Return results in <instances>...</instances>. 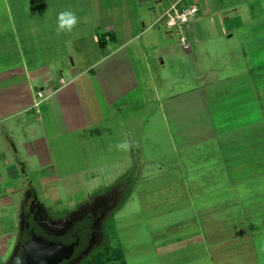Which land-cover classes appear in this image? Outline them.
Segmentation results:
<instances>
[{
  "label": "rangeland",
  "instance_id": "374dc122",
  "mask_svg": "<svg viewBox=\"0 0 264 264\" xmlns=\"http://www.w3.org/2000/svg\"><path fill=\"white\" fill-rule=\"evenodd\" d=\"M85 2L0 0V73L23 63L52 62L56 58L47 57L62 54L59 45L80 38L83 42H72L83 47L78 65L88 66L96 56L91 48L95 33L93 11L82 10ZM174 2L150 0L139 10L152 20L139 43L145 53L155 54L150 69L159 97L150 94L152 102L141 110L144 119L131 126L130 138L120 126L113 131L100 125L101 130L92 128L76 139L61 134L54 114H47L53 160L47 171L66 177L56 183L59 200L49 201L46 187L47 205L56 210L53 215L62 216L124 183L126 198L104 228L105 240L123 252L120 264H264V50L259 49L264 43V0H184V5H196L200 11L183 30L191 38L192 54L182 49L178 31L158 21ZM77 6L82 11L75 10ZM63 10L73 11L79 22L72 32L58 35L57 15ZM117 12L126 14L123 6ZM47 44H55V50L48 52ZM75 60L68 59L64 76H69ZM172 94L171 104L167 97ZM36 102L41 116L42 99ZM34 116L0 123V158L9 152L12 160L18 159L14 151L24 148L29 125L35 135L42 133L44 127L32 120ZM128 138L129 150H117L115 146ZM21 158L8 169L2 165L6 159L0 160V172L13 179L20 192L28 179L35 181L37 172ZM22 166L27 167L28 179ZM0 187L1 199L11 196L7 180ZM14 194L15 200L21 198ZM199 204L209 205L210 211L198 210ZM11 212L0 207L2 216ZM203 214L215 232H209L210 226L197 227L194 215Z\"/></svg>",
  "mask_w": 264,
  "mask_h": 264
},
{
  "label": "crops",
  "instance_id": "0c3cea01",
  "mask_svg": "<svg viewBox=\"0 0 264 264\" xmlns=\"http://www.w3.org/2000/svg\"><path fill=\"white\" fill-rule=\"evenodd\" d=\"M86 1V5L82 10L91 9L94 14L92 22H94L95 34L93 39H95V45L92 44L91 48L96 55L88 66L78 65L77 59L84 58L83 47L77 44L73 45V43L74 41L83 42V39L80 38L73 41H64L63 45L57 47L63 49L62 54L56 53L54 56L49 54L47 57V59L56 58L57 60L47 61L44 65L40 64V61H35L34 64L23 63L0 73V123L4 120H15L13 123L20 122L19 118L25 114L34 113L35 118L33 117L32 120L36 123H42L44 127L40 135H35V128H31L33 124L29 125L26 128L28 135L24 137L23 141L24 148L22 150L17 148L14 151V155H17L18 159L14 157L15 160H12L8 154L9 152H6L0 158L1 161L3 158L7 161L6 164L2 163V165H5L6 168H13L15 161H20V153L23 152L30 159L25 161L21 158L24 166H26L27 162L30 169L37 171L35 173V181L31 182L28 179L27 167L22 166V169L26 171L25 177L28 179L27 181L33 185H35L34 182H37V185L45 187V189L49 187L50 198L53 202L59 200V191L56 188V183L64 181L66 177L61 178L59 174L47 171L48 167L53 163L49 140L47 139V114H54L61 134L75 136L76 139L82 137L83 133L88 132L87 130L92 128L101 130L100 125H102L103 130L108 127L112 128L113 131L116 126H120L121 133L124 136L126 133V137L129 135L130 138L131 133L129 134V131L134 130V127L131 128V126L135 123H140L144 119L140 118V115H142L141 110L145 111L144 107L146 108L152 102L150 101L152 99L150 94L153 93L157 100L159 97L158 89L154 83L155 76L150 69L151 57L155 54L151 53L149 55L145 53V49L139 43L140 37L145 35L152 25V23L150 24L151 18L146 19L148 15L140 13L139 10L140 7L146 6V3L150 0H124L125 2L123 3L118 0ZM183 2L184 0H175L172 5L178 3L180 6L185 7L186 5ZM121 6L126 11L123 17L117 12V9L120 10ZM75 10H81V8L77 6ZM141 15L144 16L141 17ZM81 16L83 21H85L84 15L82 14ZM119 16L122 18L121 20L118 19ZM162 17L158 21H162ZM86 20L89 21L87 18ZM106 33H110L111 36L106 38L104 45L100 44V36ZM49 36L47 35V43ZM229 36L230 38L232 37V35ZM187 39L190 49L184 51L192 54V41L190 37H187ZM54 46L55 44H47V51L55 50L56 47ZM259 47H261L259 49L264 50V43L262 42V46ZM84 50H87V48ZM69 58L74 60L76 58V60L74 65L67 70L69 76H64L66 69L64 67ZM161 59V65L164 66L166 63L163 58ZM56 73H61V77H55ZM162 78L164 77L162 76ZM40 82L43 85L41 88L43 90L35 86L36 83ZM161 82L164 86L169 87V83H167L165 78ZM36 87L39 92L43 93L41 98L44 106L43 114L41 112L42 117L37 115L38 109L34 106L35 103H39L36 102L37 98H40L35 95L34 89ZM45 89H47V97L44 96L43 91ZM167 98L172 100L170 101L172 104L174 95L172 94ZM138 118L141 119L140 122H138ZM123 121H126L125 125H122ZM140 133L141 131L135 134L139 137L141 136ZM129 138L126 141L130 145ZM35 166L39 168L35 169ZM146 172H142L143 177L149 176V173ZM10 174V177H12L13 174ZM8 179L7 174L1 170L0 182L5 184ZM126 195L125 192L124 200ZM196 208L205 212V214L210 211L209 205L199 204ZM215 211L218 212L217 207ZM205 214L194 215V217L198 216L197 227L205 229L210 226L209 232H215L213 228L212 231L210 229L212 224L203 220L206 219ZM220 224L223 227V222L220 221ZM221 227L219 226V233L223 234L225 229ZM207 255L210 258L208 251Z\"/></svg>",
  "mask_w": 264,
  "mask_h": 264
},
{
  "label": "flooded vegetation",
  "instance_id": "af4514ba",
  "mask_svg": "<svg viewBox=\"0 0 264 264\" xmlns=\"http://www.w3.org/2000/svg\"><path fill=\"white\" fill-rule=\"evenodd\" d=\"M13 182V179L7 180L11 196H7L5 199L0 198V207L12 210L11 214L13 215H0V219L4 220L3 225L0 224V264H19L25 255V246L29 245L34 237L40 238L44 243L54 242L64 246L77 243L72 257L61 263L77 264V259L87 250L93 236H96V244L92 250L105 243L106 219L116 210L114 208L116 203L120 207L126 192L124 185H117L114 189L99 195L104 196L103 198H98L99 196L90 198L81 205H76L67 214L57 216L53 215V211L56 210L49 209L47 205V194L44 187L25 183L19 188L20 192L15 189ZM14 193H20L21 198L15 200ZM1 200H4V203ZM77 210L80 211L77 221L63 235L53 236L47 233V222L68 219L70 214ZM22 212H24V224L21 230L19 216ZM14 213H16V217ZM94 225H97V229H94ZM100 227L101 230L98 229Z\"/></svg>",
  "mask_w": 264,
  "mask_h": 264
},
{
  "label": "water",
  "instance_id": "95a60500",
  "mask_svg": "<svg viewBox=\"0 0 264 264\" xmlns=\"http://www.w3.org/2000/svg\"><path fill=\"white\" fill-rule=\"evenodd\" d=\"M34 91L37 93L39 89L36 87ZM103 197L104 196H99L98 198ZM118 207L119 204L116 203V205H114V208L118 209ZM79 213L80 211L77 210L70 214L68 219L58 222L50 220L46 224L47 233L53 236L63 235L77 221ZM19 221L20 228L22 230L24 224V212L20 214ZM94 229H97V225H94ZM98 229L101 230V227ZM100 232L102 235H104L102 231ZM95 244L96 236H93L87 250L80 258L77 259V264H79L85 257H88L90 255ZM75 245H77V243L71 246H64L62 244H57L54 242L44 243L40 238L34 237L32 242L29 245L25 246L26 252L19 264H61L62 262L67 261L72 257L75 250Z\"/></svg>",
  "mask_w": 264,
  "mask_h": 264
},
{
  "label": "built area",
  "instance_id": "2783aa9c",
  "mask_svg": "<svg viewBox=\"0 0 264 264\" xmlns=\"http://www.w3.org/2000/svg\"><path fill=\"white\" fill-rule=\"evenodd\" d=\"M199 8L196 5L182 7L178 3L172 5L164 14L162 19L165 20L167 27L170 30L178 31L180 36V44L183 50H189L190 45L187 36L184 34L183 30L185 26L193 22L199 15ZM37 95L42 98L43 93L37 92ZM34 106L38 108L40 103H35Z\"/></svg>",
  "mask_w": 264,
  "mask_h": 264
},
{
  "label": "trees",
  "instance_id": "16d2710c",
  "mask_svg": "<svg viewBox=\"0 0 264 264\" xmlns=\"http://www.w3.org/2000/svg\"><path fill=\"white\" fill-rule=\"evenodd\" d=\"M110 36H111L110 33H106V34L100 36L99 43L104 45L106 42V38L110 37ZM102 246H104V247L101 248V250H99V251H101L98 253L99 255L93 256L94 253L98 250V248H99L98 247V248L94 249L88 257H85L82 260V262H80V264H111L114 261L116 262L115 264H120L122 262L124 263L123 252L121 251V249L119 250V249L113 248V246L110 245L106 240ZM102 246H100V247H102ZM121 258H122V261H121ZM113 259H116V260H113Z\"/></svg>",
  "mask_w": 264,
  "mask_h": 264
},
{
  "label": "clouds",
  "instance_id": "9594fccd",
  "mask_svg": "<svg viewBox=\"0 0 264 264\" xmlns=\"http://www.w3.org/2000/svg\"><path fill=\"white\" fill-rule=\"evenodd\" d=\"M79 20L76 14L71 10H63L57 15V34L59 35L62 32H72L77 26ZM117 150L127 151L129 150V143L123 141L118 143L116 146Z\"/></svg>",
  "mask_w": 264,
  "mask_h": 264
}]
</instances>
